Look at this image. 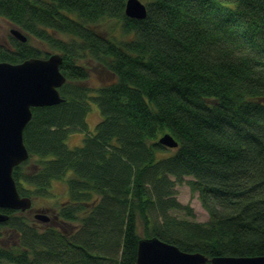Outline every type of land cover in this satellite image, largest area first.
I'll return each instance as SVG.
<instances>
[{
  "label": "trees",
  "instance_id": "1",
  "mask_svg": "<svg viewBox=\"0 0 264 264\" xmlns=\"http://www.w3.org/2000/svg\"><path fill=\"white\" fill-rule=\"evenodd\" d=\"M126 1L0 0V16L28 37L0 43V61L48 56L32 37L63 55L65 101L32 108L30 157L13 175L23 196L64 181L59 215L74 226L2 209L0 240L6 225L18 237L0 243V264H136L142 236L209 257L264 255V0H143L144 19L128 17ZM87 59L115 80L88 86ZM93 102L101 119L90 133ZM77 131L84 142L70 147ZM166 132L173 153L159 143ZM186 176L207 222L173 213L194 216L176 196Z\"/></svg>",
  "mask_w": 264,
  "mask_h": 264
},
{
  "label": "water",
  "instance_id": "2",
  "mask_svg": "<svg viewBox=\"0 0 264 264\" xmlns=\"http://www.w3.org/2000/svg\"><path fill=\"white\" fill-rule=\"evenodd\" d=\"M125 13L130 18L144 19L147 4L143 0H127ZM11 33L16 39L27 41L19 28H12ZM62 63L63 56L57 52L20 63L0 61V223L10 218L2 209L27 211L33 206L32 197L19 192L13 171L30 157L24 130L32 119V108L65 101L60 92L67 81L61 71ZM159 143L168 148L178 147V141L169 132L159 138ZM35 218L43 223L50 219L44 212L35 214ZM136 264H264V255L209 257L152 236L139 240Z\"/></svg>",
  "mask_w": 264,
  "mask_h": 264
},
{
  "label": "rangeland",
  "instance_id": "3",
  "mask_svg": "<svg viewBox=\"0 0 264 264\" xmlns=\"http://www.w3.org/2000/svg\"><path fill=\"white\" fill-rule=\"evenodd\" d=\"M17 26L13 25L12 22H10L7 18L0 16V43L3 45H10L11 43V37L13 36L11 33L12 28H16ZM97 29L103 31V33L114 36V34L122 35L123 32L121 31V27L118 23H115V25L107 26V24L103 23L97 27ZM60 37H63L65 39H69V36L65 34H59ZM29 44H31L33 47H36L40 51H42L45 54H51L55 53L57 51L51 49L44 43L40 42L39 40L35 38H30ZM58 53V52H57ZM85 63L89 67V75L86 80V84L90 86L93 89H97L101 87L102 85L109 83L112 80H115V76H113L111 73L108 72V70L102 66L97 61H94L92 59L85 60ZM101 119V114L99 107L96 103H92L91 110L88 114L87 120L89 124V132L94 133L96 130V125L98 121ZM86 136L85 132L77 131L72 133L68 139L67 143L70 147H76L80 146L84 142V137ZM175 151V148H168V153H173ZM159 156H165V154H160ZM191 179L190 176L185 177V181L183 183H179L176 186L177 190V199L182 202L183 204H190V206L193 208L194 216H189L185 211H175L173 212L178 217L181 218H188L192 220H197L200 222H207L210 219L208 211L202 206L201 201L199 199L198 192H192L190 186L187 183V180ZM49 194L46 196H34V203L33 208L30 210H27L25 212H16V215L24 216L26 219H28L31 223L36 224L39 227H47L51 224H45L40 223L35 218V208H45L47 210H50V213L54 214L57 213L58 209H60L64 202L67 200V191L66 186L64 185V181L62 180H55L53 181L50 189ZM56 224H52L53 226ZM62 230L72 231L74 229V226L72 223L64 221L62 223ZM3 236L0 240V243L2 245L9 246L15 242H17L18 235L14 230H12L9 226H5L3 229ZM140 233L143 235V228L140 227Z\"/></svg>",
  "mask_w": 264,
  "mask_h": 264
},
{
  "label": "flooded vegetation",
  "instance_id": "4",
  "mask_svg": "<svg viewBox=\"0 0 264 264\" xmlns=\"http://www.w3.org/2000/svg\"><path fill=\"white\" fill-rule=\"evenodd\" d=\"M33 201H34V200H33ZM63 204H64V203H63ZM59 211H60V209H58L57 213L52 214V213H50V210H47V209H45V208H39V207H36V208H35V212H36V213H37V212H46V213L49 214L50 219H49V221L47 222L48 224H51V225H52V224H56V226H55V225H53V226L62 229V227H63V226H62V223L64 222V220L61 219L60 216L58 215ZM51 225H50V226H51Z\"/></svg>",
  "mask_w": 264,
  "mask_h": 264
}]
</instances>
